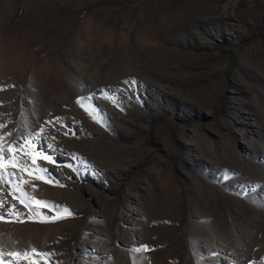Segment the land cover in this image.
Here are the masks:
<instances>
[{
	"label": "rangeland",
	"instance_id": "obj_1",
	"mask_svg": "<svg viewBox=\"0 0 264 264\" xmlns=\"http://www.w3.org/2000/svg\"><path fill=\"white\" fill-rule=\"evenodd\" d=\"M0 125L55 181L5 167L4 252L264 264V0H0ZM12 185L74 215L12 222Z\"/></svg>",
	"mask_w": 264,
	"mask_h": 264
},
{
	"label": "snow or ice",
	"instance_id": "obj_2",
	"mask_svg": "<svg viewBox=\"0 0 264 264\" xmlns=\"http://www.w3.org/2000/svg\"><path fill=\"white\" fill-rule=\"evenodd\" d=\"M125 83H131L135 85L136 82L133 80V81H125ZM77 103H81V101H77ZM2 127H4V125H0V128ZM8 135H10V133ZM2 139L3 138L0 137V140ZM25 141L27 142V138H25ZM30 148L31 145H29V148H25L24 145H20L17 149H13L12 147H10L9 151L18 150V151H23L25 154L32 155V165L36 164V159L38 157L51 162L50 157L40 152L32 153L29 150ZM32 165H30L27 160L20 159L19 156H11L5 158L2 149H0V184L8 183L9 177L14 175V173H8L4 170L6 166L19 168L20 171H28L29 175H32L34 176V178L37 179H43L46 183H55V181H51L47 179L46 169H43L38 165L35 168H32ZM36 173H41L43 175L37 176ZM21 179L23 178L21 177ZM34 188L35 186H33V189ZM17 193H19V195H17ZM10 194L13 195V198L17 199L19 203L23 204V206L27 208L30 213L27 217H23L21 213L16 211L15 205H13L6 213V215L12 216L14 218L12 222L22 223L25 222V220H30L32 222L46 223V222H54L57 219H63L74 215V213L71 212L66 206L56 205L54 203H50L48 201L34 197L19 185H12V190ZM6 204L7 201L0 200V208H4ZM39 208H48L50 211L55 212V215L46 216L42 212L37 210ZM3 220H5V216L0 215V221ZM141 250L142 249L137 248L134 249L133 251L138 252ZM48 256H49L48 253L39 252L34 247L28 250L9 251L7 253L4 252L2 248H0V264H21L22 261H27L28 264H38L39 259H47ZM6 257L8 259H6Z\"/></svg>",
	"mask_w": 264,
	"mask_h": 264
}]
</instances>
